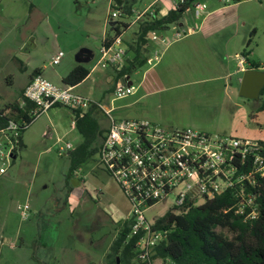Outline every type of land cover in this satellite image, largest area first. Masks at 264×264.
Instances as JSON below:
<instances>
[{"label":"rangeland","instance_id":"obj_1","mask_svg":"<svg viewBox=\"0 0 264 264\" xmlns=\"http://www.w3.org/2000/svg\"><path fill=\"white\" fill-rule=\"evenodd\" d=\"M124 1L140 11L154 0ZM165 2L159 0L157 6L166 7ZM195 6L203 8L198 18ZM111 11L110 0H0V109L19 99L36 70L52 84L66 87L59 72L70 74L81 49L92 52V60L82 64L91 69L104 38L115 36L107 26ZM174 28L187 35L168 47L149 43L145 55L157 52L160 60L131 72L130 81L137 87L133 95L115 98L111 71L102 66L74 88L75 94L99 105L94 117L102 135L93 146L99 148L111 118L146 119L173 129L264 142V96L240 95L244 72L236 61L245 51L262 63L259 71L264 73V0H196L164 32L169 40ZM139 29V24L131 25L123 38H133L134 46ZM193 31L202 32L197 44L211 46L213 52L172 62ZM61 52L59 64L51 65ZM171 71L180 74L179 81L170 77ZM226 71L230 74L224 77ZM72 119V109L63 106L41 114L22 133L24 147L0 176V264H109L107 255L122 228L116 219L130 206L96 154L68 178L70 151L60 155L58 149L68 143L73 151L83 140ZM25 204L27 219L19 210ZM171 204V198L160 202L145 212L146 218H163ZM152 264L165 263L154 259Z\"/></svg>","mask_w":264,"mask_h":264},{"label":"built area","instance_id":"obj_2","mask_svg":"<svg viewBox=\"0 0 264 264\" xmlns=\"http://www.w3.org/2000/svg\"><path fill=\"white\" fill-rule=\"evenodd\" d=\"M158 1L154 0L140 11L132 9L129 14L116 0H111L112 11L107 26L111 30L118 28L119 35L113 37L112 41L104 38L94 68L102 66L114 73L113 94L117 99L133 95L137 88L130 81L129 74L121 75L135 41L125 40L123 32L133 24L141 27L155 18L159 19L184 3V0H168L170 10L160 15ZM194 11L198 18L203 8L195 6ZM130 18H133L131 22L123 20ZM172 25L165 30L151 31L145 48H149L150 42L168 47L187 35L185 30L174 28V39L169 40L164 32ZM63 56L62 52L59 53L50 64H59ZM159 60L155 52L147 56L146 65L153 67ZM237 63L240 72L248 69L247 59L243 55L237 57ZM23 95L34 104L29 116L32 122L57 105L72 109L74 118L75 114L82 117L90 108L97 106L91 99L75 94L74 87H58L40 73L31 78ZM72 122L75 126V119ZM28 125L25 121L17 123L11 120L6 128L0 130V176L15 159L22 127ZM71 150L72 146L67 143L58 149V153L62 155ZM96 156L99 166L116 181L129 203L126 222L130 225V231L126 243L134 240L132 264H150L156 248L171 232L157 228L158 220L151 222L145 216L146 211L169 198L172 204L168 212L182 214L230 192L236 202V212L243 214L244 219L254 220L259 216L253 188L264 180L263 141L166 128L146 119L117 121L111 118ZM19 210L23 219H27L29 205L25 204Z\"/></svg>","mask_w":264,"mask_h":264},{"label":"trees","instance_id":"obj_3","mask_svg":"<svg viewBox=\"0 0 264 264\" xmlns=\"http://www.w3.org/2000/svg\"><path fill=\"white\" fill-rule=\"evenodd\" d=\"M233 1L239 3L247 0ZM116 2L123 6L124 11L131 13L130 7L125 4L124 0H116ZM195 2L196 0H184V3L176 9H171L167 15L159 19L155 18L141 26L136 43L130 49L133 56L131 59L126 58L121 75H130L136 67L146 64L145 46L151 31L165 30L170 25L177 24L185 11ZM113 31L115 36L119 35L118 28H114ZM107 38L110 41L114 39L113 37ZM250 43L251 40H248L247 47ZM242 55L247 59L251 68L260 67V62L249 60L245 51ZM39 73V70H36L32 77ZM89 73L90 70L86 66L78 64L63 79V83L66 86L75 87L82 83ZM261 95L264 96V87ZM33 107V102L21 95L16 102L0 109V130L6 128L11 120L17 123L25 121L29 125L22 127V133H24L32 123L29 116ZM96 110L97 107L93 106L82 117L75 114V128L83 140L75 150L69 152L68 178L98 152V147H94L93 144L97 137L102 135V131L94 117ZM260 111H264V99ZM18 144V149L24 147L21 137ZM253 192L259 206V216L254 220L244 219L243 214L236 212V202L230 192L208 200L201 206L193 207L186 213L168 212L157 221L156 227L169 229L171 232L156 248L150 264L154 259H161L165 264H264V180L253 188ZM129 231L130 225L126 222L111 244L110 253L107 255L109 264H132L131 261L135 256L134 240L126 243Z\"/></svg>","mask_w":264,"mask_h":264},{"label":"crops","instance_id":"obj_4","mask_svg":"<svg viewBox=\"0 0 264 264\" xmlns=\"http://www.w3.org/2000/svg\"><path fill=\"white\" fill-rule=\"evenodd\" d=\"M166 2H165V4H166V7H161L160 5L159 6H157L158 7V11L161 13L160 15H164V14H166L169 10H170V7H171V5H170V2L168 1V0H165ZM159 2V1H158ZM110 4H111V0H110ZM158 4V3H157ZM31 6L33 7V5L31 4ZM192 36H194V37H192V38H189L188 40H186L185 42V44H183V46L180 48V50H177L176 51V53L173 55V59H172V62H176V63H180V62H185L186 60H187V57L188 56H192V57H195V56H201L202 54H210V53H212L213 51V47H211V46H202V45H199V44H197V41H202L200 38H202V32L201 33H195L194 34V31L192 32V34H191ZM182 39V38H181ZM180 40V39H179ZM131 41H133V38L131 39ZM178 41V40H177ZM175 42V41H174ZM173 43V42H172ZM171 43V44H172ZM93 58V57H92ZM249 58V60H251V61H254L253 59H250V57H248ZM236 59V58H235ZM236 61H237V59H236ZM248 62V61H247ZM257 62H259V61H257ZM207 63V62H206ZM226 63H228V62H226ZM94 66H95V64L92 66V68L91 69H89L90 70V73H89V75H88V77L92 74V73H94L95 71H97L98 69H99V67L97 68H94ZM262 66V63L260 62V67ZM247 68H249V69H253V68H251V66H250V64L248 63L247 64V66H246ZM259 67V68H260ZM256 69V70H260V69ZM111 71V70H110ZM40 72V74H41V71H39ZM65 74H67L66 72H64V71H60L59 72V80H62V82H63V79L65 78ZM230 74V72L228 71H226L225 72V74L223 75L224 77H227L228 75ZM87 77V78H88ZM170 77L175 81H179L180 80V74L178 73V72H174V71H171V75H170ZM31 78H32V75L30 76V78H29V80H28V82L24 85V87H23V89H22V91H21V94H20V96L21 95H23V93H24V89L26 88V86L29 84V82L31 81ZM86 80V79H85ZM109 81L110 82H112L113 84H114V82H115V75H114V73L111 71V74H110V76H109ZM78 86V85H77ZM76 87V86H75ZM74 87V88H75ZM136 91H137V88H136ZM98 104H97V109H98ZM166 128H169V127H166ZM173 129V128H172ZM128 213H129V211L126 213V214H122L121 215V217H118L117 219H116V221H117V224H119V225H123L124 223H126V217L128 216Z\"/></svg>","mask_w":264,"mask_h":264},{"label":"water","instance_id":"obj_5","mask_svg":"<svg viewBox=\"0 0 264 264\" xmlns=\"http://www.w3.org/2000/svg\"><path fill=\"white\" fill-rule=\"evenodd\" d=\"M115 24V23H114ZM79 64L88 63L92 60V52L81 49L75 56ZM264 87V73L256 69H247L242 77L240 95L246 99H257Z\"/></svg>","mask_w":264,"mask_h":264},{"label":"flooded vegetation","instance_id":"obj_6","mask_svg":"<svg viewBox=\"0 0 264 264\" xmlns=\"http://www.w3.org/2000/svg\"><path fill=\"white\" fill-rule=\"evenodd\" d=\"M262 91V90H261ZM131 263H132V261H131Z\"/></svg>","mask_w":264,"mask_h":264}]
</instances>
